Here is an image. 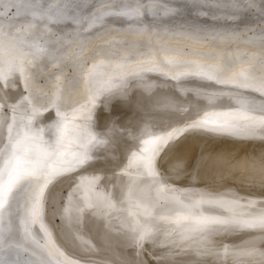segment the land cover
Here are the masks:
<instances>
[{"label":"snow or ice","instance_id":"6c2138e0","mask_svg":"<svg viewBox=\"0 0 264 264\" xmlns=\"http://www.w3.org/2000/svg\"><path fill=\"white\" fill-rule=\"evenodd\" d=\"M0 7L4 8L0 11V78L6 83L18 70L34 109L39 113L55 109L54 116L59 117L50 126L55 130L50 141L44 140L42 130H32L31 119L27 124L22 123L14 135L18 105L11 106L13 116L12 124L7 125L8 142L0 149V264H61L54 259V245L49 242V231L44 224L45 214L50 211L55 215L57 211L50 184L54 178L93 159L94 138H88L85 132L81 133L83 138L79 143H66L68 123L63 102L59 94L44 92L34 79L39 59L47 56L56 62L57 57L44 46L50 42L49 29L54 24L73 27L71 36L80 50L79 72L85 81L84 95L76 103L81 109H87L79 117L85 121L92 119L97 102L105 94L104 89L89 88L87 74L97 67L94 62L97 58H101V63L103 58L111 62L117 54V44L129 45L120 52L121 62L116 64L118 76H135L143 82L146 73L156 72L170 75L172 79L181 75L200 77L220 86L206 97L207 106L196 107L191 113L183 107L184 102L179 97L154 103L153 110L164 111L166 115L153 120L150 138L138 134L144 106L128 100L131 118L124 126L125 134L113 142H123L125 152L119 157L120 163L131 155L129 166L135 162L138 175L157 176L158 164L167 172L168 162L179 158L182 138L197 131L264 141V100L257 108L252 101L243 98L246 92H257L264 97V0H180L175 4L171 0H96L95 3L53 0L49 4L44 0H0ZM249 14L255 18V24L240 28V22ZM22 15L25 23L17 24ZM113 18L125 21L127 27L114 28L110 23ZM206 19L214 23L206 24ZM97 29L101 30L99 36ZM25 49L31 51L26 53ZM142 86L149 91L153 87L150 83H142ZM113 87L120 89L119 94L127 100L126 83ZM108 91L111 95V90ZM196 91L199 93V89ZM219 95L235 96L240 107L234 110L212 107ZM38 97L45 99L39 101ZM102 102L106 106L109 101ZM72 119L77 116L73 115ZM259 160L264 168V144ZM189 175L187 168L176 171V178ZM261 186L264 189V181ZM259 195L264 197V190ZM240 200L246 203L240 205ZM207 203L217 211L188 214L184 219L209 232L258 230V238L243 247L225 248L223 255L231 257V264H264V200L248 201L247 197L233 195L228 200ZM257 203L261 205L259 209H256ZM238 206L243 211L237 212ZM60 208L69 224L82 223V217L72 215L71 197L69 204H61ZM149 216L146 213L144 222L138 219L131 228L126 246L132 252L119 264H172L167 254L145 248V243L154 235L156 223L162 219L150 220ZM37 224L44 230L43 244L34 238L33 229ZM60 227L53 226L54 229ZM17 237L35 248L14 243ZM96 240V244H89L83 250L87 254L80 258L79 264H118L106 256L96 255L109 247L104 234H99ZM12 250H15V258L6 259L4 254ZM21 253L35 259H22Z\"/></svg>","mask_w":264,"mask_h":264},{"label":"bare ground","instance_id":"6f19581e","mask_svg":"<svg viewBox=\"0 0 264 264\" xmlns=\"http://www.w3.org/2000/svg\"><path fill=\"white\" fill-rule=\"evenodd\" d=\"M44 1H47V0H44ZM171 1H175V0H171ZM176 1H178V0H176ZM90 2H92V0H90ZM92 3H94V2H92ZM173 4H175V3L173 2ZM0 11H4V8L0 7ZM249 15H248V18H249ZM29 19H30V17H29ZM114 20L115 19H113V21ZM118 21H119V19H118ZM245 21H247V20L244 19V22ZM250 21H247V22H250ZM16 22H17V24H24L25 19H24L23 15L21 17H19ZM204 23L211 25L214 22L212 20H211V22L208 20H205ZM254 23H255V21H254ZM111 24L114 28H117V29L127 27L125 21H123V22H117L116 21L114 23L111 22ZM248 24L249 23H246V25H239V26H240V28H244L246 26H252L251 24L250 25H248ZM49 31L52 34L51 38H50V42L45 44L44 46L50 52H52L57 57V59H56L55 63H53L52 59L47 57V56L39 59L37 61L38 66L34 69V73H35L34 79H35L36 84L41 89H43L44 92L49 93V94H53V93L59 94L60 99L63 102V109L66 112L69 111V113H68L69 115H67V117H70V114H71L70 110L74 109L75 105L77 107L80 106L76 102L81 100L83 95H84V90L82 88H84L85 81L79 72V64H80L79 52H80V50L78 49L77 52L72 50L76 46V44L73 42V37L71 36V33L73 32V27L70 24H54L50 27ZM100 32H101V30H99V29L96 31L98 36H99ZM127 47H129V45H126V44L115 45V48L117 50V54L111 58V62H109L108 58H103L104 62L101 63L100 62L101 58H97L94 61L95 64L97 65V67L94 68L90 73L87 74L88 85L92 84V83H90V81L92 78L96 77L97 74L100 77L101 70L102 71L107 70L109 73L110 72H117L118 69L116 68V64L121 62L120 52H121V50H123L124 48H127ZM30 51H31L30 49H25L26 53L30 52ZM75 57H76V60H74V59L72 60V58H75ZM89 68L90 69L92 68L91 63L89 64ZM154 73H156V72H148L145 74V76H147L149 78L151 75L158 76V75L162 74V73H160V74H158V73L154 74ZM162 76L164 77L165 75L164 74L160 75V77H162ZM181 76H180V79L179 78L177 79V80H179L178 82L175 80L176 83L179 84V82L181 80ZM103 77H104V75H103ZM110 77H112V76H110ZM147 77H145V78L147 79ZM165 77H167V76H165ZM165 77H164V79H166ZM117 78L119 79V78H121V76L118 77V75H117ZM117 78L115 76V78L113 80L111 79L112 82L114 83V85L126 83L127 86H132V87L134 86V89H137L140 85L142 86V83H140L141 81H139V79L135 76H131V80L127 79L128 77L127 78L124 77V79H127L126 81L125 80L121 81L122 78L119 81V80H117ZM157 78L158 77H156V78L154 77V81L152 80L153 78L152 79H151V77L149 78L153 81V82L151 81V84L154 83L156 90H155V88H151V89H154L157 94L155 93L156 94L155 95L153 93L154 96L152 98L146 100V104L144 107L153 108V104L156 103L157 101H162L165 98H170L171 96L174 97V95H171V96H169V95L171 93L172 94L176 93L175 89H173V90L171 89L175 93L171 92L170 94L168 92L166 94L165 91H162L163 88L166 86V85L164 86L162 82H159V84L161 83L160 87H162V85H163V88L161 91L157 92L158 89H161L159 87H156L157 83H155V79L157 80ZM196 78H198V77H196ZM196 78H194V79H196ZM11 79H15L14 83L17 84V86L21 87L22 90H24L23 88L26 89V85L24 84L23 78H22V76L18 70L14 71ZM188 79H189V77H188ZM172 80L174 81V79H172ZM191 80H193V77ZM191 80H186L187 82L186 81L185 82L188 83ZM94 81H95V78L93 79V83H94ZM101 81H103V79ZM104 81L106 82L107 80H104ZM158 81H162V80H158ZM164 81H166V80H164ZM167 81H168V79H167ZM147 82H149L148 79L146 80V83ZM182 82H180V87H181V85H183ZM12 83H13V81H12ZM186 83H185V87H186ZM205 83H207V81ZM0 84L1 85L5 84V82L3 81L2 78H0ZM6 84H7V82H6ZM191 84H192V81H191ZM196 84L198 86H200L199 83H197V82L195 83V81L192 85V88L190 86L191 89L194 88L193 92L197 89L194 87V86H196ZM103 85L104 84H102V86ZM136 85H137V88L135 87ZM175 85H177V84H175ZM96 86L97 85H95V88H96ZM105 86H104V88H105ZM111 86H113V85H111ZM171 86H173V85H170V87ZM211 86L213 87V85H211ZM12 87H13V85H12ZM99 87H101V86H99ZM140 87L138 89H140ZM142 87H141V89L144 93L149 92L148 90L147 91L145 90L146 91L145 92ZM167 87H168V85H167ZM204 87H206V86H204ZM207 87H208V85H207ZM219 87H216V88L219 89ZM128 88H129V90L130 89L133 90V88H130V87H128ZM173 88H177V87L175 86ZM178 88H179V86H178ZM178 88H177V92H179ZM181 88H184V85ZM186 88H188V90H189L188 86ZM213 88H209V89H213ZM216 88H214V89L218 90ZM81 89L83 91H81ZM138 89H137V91L133 90L134 91V92H132L133 95H135V96L138 95V94H134V93L140 92V91H138ZM165 89H166V87H165ZM198 89H199V87H198ZM204 89H206V88H204ZM204 89H199V90H202L201 92H204ZM209 89L207 88L206 91ZM129 90H127V91H129ZM168 90H170V89H168ZM188 90H186V92H185L186 94H187ZM215 90H213V92ZM124 91H126V90H124ZM210 91L212 93V90H209L208 92L210 93ZM105 92H106V90H105ZM118 92H120V90L117 91L116 95L118 94ZM182 92H180L179 95L184 96L183 94H181ZM201 92L199 91L200 94H201ZM107 93H108V91H107ZM111 93H112V91H111ZM147 93L145 95L148 96V94L151 92H149L148 94ZM190 93L192 94V92H190ZM194 93L196 94V92H194ZM194 93L192 95L193 97H195ZM206 93L207 92H205L204 94H206ZM248 93H250V94H248L249 96L247 95L248 96V97H246L247 99L250 97L252 92H248ZM254 93H256V92H254ZM112 94L114 95V93H112ZM130 94H128V95H130ZM142 94H140L141 96L139 95V97H138L139 101H141L142 99L145 100L144 98H142ZM186 94H185V97L187 95L191 96V95H189V93L187 95ZM200 94H198V92H197V94H196V95H198L197 97H200ZM204 94L202 93V96H205ZM246 94H247V92H246ZM116 95L114 98H116ZM133 95L132 96L130 95L131 97L127 96V98L129 97L132 99ZM151 95H152V93H151ZM253 95H256V94H253ZM105 96H106V94H105ZM230 96L234 97L233 95H230ZM120 97H119V99H120ZM197 97H195L193 99H197ZM219 97L222 99V97L220 95H219ZM228 97H229V95L226 98H228ZM243 97H245V96H243ZM257 97H259V95ZM223 98H224V96H223ZM252 98H253V96L251 98H249L250 101L252 100ZM260 98H257V99H260V100L264 99L261 96H260ZM44 99H45L44 97H38L39 101H43ZM103 99H107V98L105 97ZM109 99H111V98H109ZM183 99L184 98H182V100ZM199 99H201V97L198 98L197 100L199 101ZM23 100H26L25 96H24ZM123 100L125 101L126 99H123ZM187 100L190 101V100H192V98L187 99ZM204 100H205V97H204L203 101ZM219 100L220 99H218V101ZM112 101H113V104L117 105L116 101H115L116 103H114L113 99H112ZM139 101H137V102H139ZM189 101H186V102L188 103ZM195 101H194V103H195ZM109 102H111V101H109ZM120 102H121V100H120ZM191 102H189V103H191ZM225 102H226V100H225ZM7 103H8V101H7ZM22 103H23V105L27 104L26 101H22ZM122 103L119 104L120 107L123 105ZM219 103H220V101H219ZM200 104H201V101H200ZM30 105H31V107H30ZM99 105L101 108V103H99ZM99 105H97L96 107H98L97 111L100 112ZM102 105H104V103ZM109 105H111V104H109ZM125 105L126 104H124V106ZM194 105H196V104H193V106ZM237 105H239V104H237ZM106 106L104 105V108ZM183 106H184V104H183ZM29 107L30 108H29V112L27 115H29L30 113H33L31 115L32 117H33V115H37V116L41 117L42 120L44 119L45 123L47 121V118L50 115H53V113L55 112V109H52V111L39 113L34 109V106L31 102L29 103ZM109 107H108V109H109ZM111 107L114 109L115 106L112 105ZM111 107H110L109 111H111V109H112ZM120 107H118V108H120ZM126 107H128V104L126 105ZM185 107H187L186 104H185ZM116 108H117V106H116ZM218 108H219V105H218L217 109ZM120 109L122 110L123 108H120ZM187 109H188V107H187ZM101 110H102V108H101ZM192 110H193V108H192ZM192 110H190V111H192ZM82 111H84V109H82ZM97 111H96V113H98ZM103 111L105 112V109ZM124 111L126 113L125 109H124ZM0 112H2V111H0ZM121 112H123V111H121ZM18 113H19V111H18ZM100 113H102V112H100ZM113 113L110 115H115ZM127 113H129V112H127ZM104 114L105 113H103V115ZM149 114H151V112H149ZM71 116H73V113ZM107 117L108 116L106 115L105 120H107ZM109 117H108V119H109ZM22 118H24V117H22ZM113 118H115V117H113ZM113 118H111V119L115 120ZM8 119H10V118L7 117V119H5V121H0L1 124L7 125L9 122ZM35 119H36V117H35ZM70 119H69V121H70ZM98 119H99V117H98ZM95 120H92V121L94 122ZM100 120L101 119H99V121ZM105 120H104V122H105ZM112 120H111V122H113ZM122 120H123V118H122ZM128 120L126 121L127 125L129 123ZM44 121H41V126H42V122H44ZM83 121H85V120H83ZM99 121H96V122L98 123ZM90 122H91V120H90ZM104 122H100V124L98 123L99 125H97L96 129L93 128V129H95L93 131V135L100 136L103 133H105L103 131L108 130L106 125L110 121L107 123L106 122L104 123ZM116 122L118 123L119 121H116ZM23 123H25V122L23 121ZM35 124L40 126V122H36ZM81 124L82 123H80V125ZM94 124H95V122H94ZM123 124H125V123H123ZM120 125L121 124H119L117 126L118 130H119V128L122 127V126L120 127ZM85 126L88 127L89 125L84 124L83 127H81L80 129H76L77 134H78V132L81 133L82 131H83V133H85L86 130H83ZM89 127H91V125ZM95 127H96V124H95ZM35 128H37V130L40 129L37 126ZM143 128H144V123L142 120L139 123V132H142ZM43 129H46V128H43ZM68 129H71V128H69V126H68ZM110 129H112V127ZM71 130L72 131L74 130V132H75V129H71ZM78 130H80V131L82 130V131L80 132ZM5 131H7V129ZM35 131H36V129H35ZM114 131H116V130H114ZM119 131L121 133H125L124 127H122V130H119ZM74 132H73V134L76 133V132L75 133ZM101 132H103V133H101ZM49 133H47V134L49 135ZM206 133H208V131H197V132L188 134L186 138H182V143H181L179 153H178L179 158L172 159L168 162L167 172L166 173L164 172V178L162 176V178H160V179L159 178H151V179L144 180V181L143 180H137L136 178H137V174H138V169L135 165V162H132V165L129 166V161H132L131 155H127L125 153L127 155V159L124 161L123 164H121L119 157L125 151L118 153L116 158H114L110 164L112 166H115L117 169L121 168L122 171L132 174L133 179L131 178L130 180H128V182H123V183H122V181L117 182L118 183V184L116 183L117 185H114V184H108L107 185L106 182L102 181V180H88V181H86V183L83 184L82 188L80 189L78 196H76L75 198H73V200H71V207L73 209L72 215L74 217L75 216L82 217V223L69 224L68 220L62 215V209L60 208V205L59 206L56 205L57 211H56L55 215H53L52 212H50V211L45 214V216H44L45 227L48 229L49 232H51L52 230L54 231L53 225H55V224H53L54 221H52V220H53V218H60L61 219L60 226L64 230H67L69 228V226H71V229L75 232V235H74L75 237L70 239L74 243L72 244V242H70V240L69 241L65 240L66 237H64L65 239L63 238L64 241L62 239H60L61 237H58V239H56L57 236L55 237V234H52V235H54L53 239L59 240L57 242H60L62 240L61 241L62 243L60 242L59 244L63 245V248H65L64 244L70 242V246H73V249L74 248L77 249V248L81 247L80 249H82V251L85 248H87L89 244H93V245L96 244L97 243L96 237L99 234H104L107 238L109 247L106 251H103V252L98 251L96 253V255L97 256L109 255L110 260L116 261V262H118V264H119V262H123L125 259L130 257L132 249L126 246L127 235L129 234L131 228L135 225L136 220L140 219L142 222H144V216L146 213L150 214V216H149L150 220L157 218V217L162 218L158 221V223H156V230L154 232L153 237L150 238L145 243V248L148 249L149 251H151V250H153V248H155L156 252L165 253L168 255V257H170L172 254H177V252H179L181 258L182 257L185 258L186 255L191 254V252H193L194 250L197 249V251H198V248H200V249L204 248L205 249V247L208 246L207 244H210V245L212 244V246H214L213 251H217L218 250V244L221 243L222 238L226 239L225 242H227V248L229 250H232V249L237 248V247L246 246L250 240H252L253 238H258L260 236V233L258 230L237 229V231H236L234 229L235 231H233V229H232L231 231H225V232H227L225 234L223 232V235H222L221 234L222 230H214L211 232L205 231V230L199 229L191 221L184 219V216L188 215V214L199 215L201 212H203L204 214L216 212L217 210L214 208H211L209 206V204L207 203V201L228 200V199H231L233 195L241 197V195L243 196V193H244V195L248 194L246 197H248L250 194H253V196H254L256 194L259 195V193L263 190L261 185H262V181H264V168L261 167L260 160H259V157L261 154V146H256V145L255 146H248L247 149L245 150L244 149L245 145H242V144H229V143L220 142L219 140L215 141L214 143H210L207 140H205V138H207V137H205ZM115 134H117V133H115ZM141 134H143V133H141ZM53 135H54V133H53ZM79 135H81V134H79ZM0 137H2V136H0ZM45 137H47V136H45ZM73 137H75V135ZM3 138L6 140L7 135H6V137H3ZM70 138H72V137H70ZM76 138H78V137L76 136ZM66 139H67V137H66ZM98 140H99V138H98ZM1 141H3V139L0 140V143H1ZM45 141H47V140H45ZM95 142H97V141H95ZM73 143H75V141H73ZM112 143H113V141H111V145H112ZM111 145H109V146H111ZM1 147L3 148V145L1 146V144H0V148ZM93 148L95 150L96 146H94ZM133 151H135V150H133ZM119 152H120V150H119ZM89 163H91V162H89ZM88 164H86L82 167H79L76 170H83ZM157 167H158V171H159L160 170L159 164L157 165ZM182 168H187V170L191 173V175L181 176L179 178H176V171L178 169H182ZM115 171H117V170H115ZM160 171H159V173H160ZM161 173H163V170L161 171ZM112 174H114V173H112ZM103 175H106V174L103 173ZM169 177H171V178H169ZM74 182H76V181H74ZM72 184L70 183L67 186V190L70 189V186ZM57 186L58 185H56V183L50 184L49 190L53 191V194H52L53 198L56 195V192L58 190ZM64 186H65V184L61 185V187H64ZM257 191H260V192H257ZM240 193H242V194H240ZM245 193H247V194H245ZM68 204H69V202H68ZM239 204L243 205V204H245V202H242L240 200ZM89 205H92V207H89ZM256 206H257V204H256ZM259 207L260 206H258L256 208H259ZM80 209H85V210L89 211V213H91L93 215L92 218H94V219H92L90 217L89 213H85L86 211L83 210V211H85L84 212L85 214H89V217L91 220H88L89 219L88 215H85L84 213H81V214H83V215H81L80 211H79ZM236 211L240 212V211H243V209L238 206L236 208ZM55 220H57V219H55ZM89 221H90V223H89ZM57 222L59 224V221H57ZM85 223H87V224L85 225ZM37 225H38L37 226L38 229H36V227H35V229H33V231H35L34 232L35 234H36V232L38 233V235L42 234V237H43L44 236L43 235L44 230L41 229V226L39 224H37ZM6 228H7V225H5V229ZM71 229H69L68 231H70ZM59 230H57V232ZM81 231H84L83 236L80 234ZM57 232H55V233H57ZM5 234H7L6 231H5ZM50 234L51 233H49V236H50ZM57 234H59V236H60V233H57ZM52 235L50 237H52ZM35 236H34V238H35ZM38 237H39V239L42 238L40 236H38ZM50 237H49V239H50ZM35 239L38 240L37 237ZM41 240H38V241H41ZM22 241H24V240L17 237V239L14 241V243L21 244ZM51 241H53L52 238H51ZM51 241H49V242L51 243ZM42 242L44 243L45 240H42ZM55 242L56 241H54V243ZM24 243L29 245L30 248H35V245H33V244H29L26 241H24ZM55 244H58V243H55ZM59 244L57 245V247H55L56 245L54 246L55 248H57L55 250L56 252L59 251L58 250ZM204 245H206V246H204ZM67 246H69V245H67ZM60 247L61 246H59V248ZM63 248H62V250H63ZM67 249H64L65 252ZM36 250L39 251L40 249H36ZM59 253H61V252L59 251L58 253L55 254V256L57 258L54 256L55 257L54 259H58L61 262V264H69V263L70 264L71 263L76 264V263H73V261L75 259L72 260V262H70L71 260H69V262H65L67 259L65 260V258L63 259L62 257L58 258V257H60V256H57V254H59ZM67 253L69 254V256L72 254V253L70 254L69 251ZM73 253H74V250H73ZM61 254H63V253H61ZM4 255H5L6 259H14L15 258V250L7 252ZM72 255H74V254H72ZM79 255H81V254H78V256ZM62 256L66 257L67 255L64 254ZM28 258L29 259H35L34 257L30 256L29 254H28ZM73 258H75V256ZM77 258H79L78 260L80 261V257L76 256V259ZM148 258H150V257H148ZM61 259L65 260V261H63Z\"/></svg>","mask_w":264,"mask_h":264},{"label":"rangeland","instance_id":"374dc122","mask_svg":"<svg viewBox=\"0 0 264 264\" xmlns=\"http://www.w3.org/2000/svg\"><path fill=\"white\" fill-rule=\"evenodd\" d=\"M180 0H178V1H171V3H178ZM53 2V0H47V1H44V3L45 4H48V3H52ZM92 2H96V0H92ZM251 15V14H250ZM249 15V18H248V16H246L244 19L245 20H247V21H250V22H247V21H243V22H240V25H246V23H249L248 25H253V24H255L254 23V21H255V18L251 15L250 16ZM251 18V19H250ZM254 18V19H253ZM113 19H115L114 21H113ZM112 20H111V22L112 23H114V22H123V20L121 21V19H119V21H118V19H116V18H113ZM253 20V21H252ZM110 22V23H111ZM242 23V24H241ZM253 23V24H252ZM98 30V29H97ZM96 30V31H97ZM79 48L77 47V45L72 49V50H74L75 52H77V50H78ZM76 60V57L75 58H72V60ZM104 71V72H103ZM101 70V75H100V77L98 76V74L96 75V77H94L95 78V81H94V83H93V79L94 78H92L91 79V81H90V83H92L91 85L89 84L88 86H89V88H95V85H97L96 86V88L98 87V89H104V90H106V92H105V94H106V96H105V94H104V96L108 99V101H111V102H109V103H107V106L104 108V105H102L103 103H102V101L104 100L103 98H105L104 96L102 97V100L99 102H97V105H99V103H101V108H102V110H101V108H100V105H99V108H100V112H102V113H100L99 111H97L98 109V107H96L95 108V110H94V115H93V117H92V119H91V122H90V120L89 121H83V119H80L79 117V115H81V113L82 112H86L87 110L86 109H84V111H82V109H81V107L79 108V107H77L76 105L74 106V109H72V110H70L71 111V114H70V117H67V115H69L68 113H69V111H65L64 109V115L66 116V118H68L67 119V122H68V126H69V128H71V129H75V132H74V130L72 131L71 129H68L67 130V132H66V137H67V141H66V143L67 142H71L72 141V143H73V141H75V143H73V145L74 144H76V143H79L80 142V140L83 138L82 137V135H79V134H81V133H83V131L81 132L80 130H78V131H80L81 133H79L78 132V134H77V130L76 129H80L81 127H83V125L85 124V125H91V127H87V126H85L84 127V129L83 130H86V133H87V135H88V138H94V140H93V143L95 144H93L92 145V147H94V146H96V148H95V150H93L92 151V155H93V159L90 161L91 163H89L83 170H72V171H69V172H67V173H64V174H62V175H60L59 177H56V178H54V180H53V182L52 183H56V185H58L57 187H58V190H57V192H56V195L54 196V198H53V202L56 204V205H61V204H63V205H67L68 204V202H69V197H71V200H73V198H75L76 196H78V194H79V192H80V189L82 188V186H83V184H85L86 183V181H88V180H102V181H105L106 182V184L108 185V184H114V185H117L118 183L117 182H120V181H122V183L123 182H128V180H130L131 178H132V174H130V173H128V172H124V171H122V169L120 168H116L115 166H112L110 163H111V161L114 159V158H116V156L118 155V153H121V152H124L125 151V145L123 144V142L121 141V142H119V143H112V145H111V141H115V140H119V138L120 137H122V135H124L125 133H121L119 130H122V127H124V125L126 124V121L131 117V113L129 112V106L128 107H126V105L128 104L127 102H128V100H132V101H139V95L140 94H142V98H144L145 100H143L142 98V100L141 101H139V103H142V105L143 106H145V104H146V100H148V99H150V98H152L153 96H154V94L156 93V88H155V85H154V83H152L153 84V87L152 88H155V90L154 89H151V91H149V92H151L152 93V95H151V93H147L146 91V89H144V87H142L141 85V87L143 88V90L148 94V96L147 95H145L146 93H144L143 91H142V89H141V87H140V89H138L137 88V85L135 86L137 89H138V91H140V92H137V93H134V94H138V95H133V93L132 92H134L133 90H135V91H137V89H134V86L132 87V86H127V88L128 87H130V88H133V90H129V88L127 89H124V90H126V92L128 93V94H130L131 96L133 95V97H132V99L131 98H129V97H131L130 95H128L127 94V96H129L128 98H127V100H123V99H125L124 97L122 98V96L121 95H119V93L120 92H118V94L116 95V93H117V91H119L120 89H114V83L112 82V80L115 78V76H116V78H117V75H116V73L118 72H108L107 70ZM103 73V74H102ZM115 73V74H114ZM154 74H156V73H154ZM158 74H160V73H158ZM163 74V73H162ZM162 74H160V75H162ZM103 75H104V77H103ZM108 75V76H107ZM114 75V76H113ZM160 75H158V76H156V75H151L150 77H151V79L154 81V77L156 78V77H158L157 78V80L155 79V83H157V85H156V87H159V88H161V89H158L157 90V92L158 91H161L162 90V88H163V85L166 87V89H165V87L163 88V90L162 91H165V93L167 94V92L170 94L171 92H173V93H175L176 95L178 94L179 95V93L180 92H182L181 94H183L184 96H181V95H177L181 100H182V98H184L182 101L184 102H186V101H189V100H187V99H191L192 98V100H190L189 102H191V103H185L184 102V106L183 107H185V104H186V106L188 107V112L189 113H191L193 110H194V108H196V107H200V106H207L208 105V101H206L207 99H206V96H208L210 93H211V91H210V93L208 92L209 90H212V92H213V90H215L214 88H216V87H219L218 85H215L214 83H212V82H210V81H207V80H205V79H203V78H196V77H193V80H191L192 79V77H189V79H188V77L186 76H181V80H180V82H182L183 83V85H184V88H181L183 85H181V87H180V82H179V84L178 83H176L175 82V80L178 82L179 80H177V79H174V81L172 80V78L171 77H169L170 75H166V74H164L165 76H167V77H165L166 79H164V77L162 76V77H160ZM95 76V75H94ZM110 76H112V77H110ZM102 77V78H101ZM106 77V78H105ZM114 77V78H113ZM118 77H120V76H118ZM130 77V78H129ZM145 77H147V76H145ZM149 77V78H150ZM185 77V78H184ZM122 78V79H121ZM121 78H117V80H119L120 81V79H121V81H123V80H127V79H130L131 80V76H128V78L127 77H125V78H127V79H124V77H122L121 76ZM148 77H147V79H148V81L149 82H147V83H150L151 84V79H149ZM183 78V79H182ZM194 78H196V79H194ZM103 79V81H101ZM112 79V80H111ZM146 79V78H145ZM146 79V80H147ZM167 79H168V81H167ZM179 79H180V76H179ZM203 79V80H202ZM14 80L15 79H9V80H7V84L5 83L4 85H1L0 84V105H2L3 107L0 109V111H2V112H0V121H5V119H7V117L8 118H10V119H8L9 120V122H8V124L7 125H9V124H12V116H13V112H12V108H11V106H13V105H18V108H17V111H16V113H15V115H16V117H18L17 118V123H16V127L14 128V135H15V131H19L20 130V125L23 123V121L25 122V123H23V124H27L26 122H28L27 120H29V119H31V121H32V124L30 125V127L32 128V130H34L35 131V129H36V131H39V130H42V132H41V134L43 135V137L45 138L44 140H47V141H50V138L53 136V133H54V128L53 127H50L51 125H53L54 124V121H56V120H58L59 119V117H56V116H54V113H53V115H50L48 118H47V121L49 122H47L46 121V123H45V121H44V119L42 120L41 119V117H39V116H37V115H33V117L31 116L33 113H30L29 115H27L28 114V112H29V108L31 107V105H30V107H29V103L31 102L29 99H28V93L25 91V88H23L24 90H22V88L21 87H19V86H17V84H15L14 83ZM104 80H107L106 82L104 81ZM116 80V81H117ZM129 80V81H130ZM146 80L145 81H143L144 83H146ZM158 80H162V81H158ZM164 80H166V81H164ZM186 80H191L192 81V84H191V81H189L188 83H186L187 81ZM201 80V81H200ZM12 81H13V83H12ZM101 81V82H100ZM118 81V82H119ZM140 81V80H139ZM152 81V82H153ZM173 81V82H172ZM186 81V82H185ZM194 81H195V83L197 82V83H199V85L201 86H198L197 84H196V86H194L195 88H197L198 89V87H199V89H204V88H213V89H209V90H207L206 91V89H204V92H201L202 90H199L200 92H201V94L200 93H198V94H200V97H201V99H199V101L197 100L198 98H200V97H197L198 95H196L197 94V91L195 90L194 92H196V94L193 92V90H194V88L193 89H191L192 88V85H193V83H194ZM207 81V83H205ZM97 82V83H96ZM105 82V83H104ZM112 82V83H111ZM143 82H140V83H143ZM159 82H162L163 83V85H162V87H160V85H161V83L159 84ZM165 82V83H164ZM100 83V84H99ZM171 83V84H170ZM185 83H186V87L188 86L189 87V90H188V88H186L185 87ZM203 83V84H202ZM99 84V85H98ZM102 84H104L103 86H102ZM173 85V86H171L170 87V85ZM175 84H177L178 86H179V88H178V86L177 85H175ZM191 84V85H190ZM12 85H13V87H12ZM94 85V86H93ZM106 85V86H105ZM111 85H113V86H111ZM167 85H168V87H167ZM195 85V84H194ZM207 85H208V87H207ZM211 85H213V87L211 86ZM99 86H101V87H99ZM104 86H105V88H104ZM109 86V87H108ZM177 87L178 88V91L179 92H177V88H173V87ZM190 86H191V88H190ZM204 86H206V87H204ZM216 86V87H215ZM19 87V88H18ZM3 88V89H2ZM11 88V89H10ZM21 88V89H20ZM82 88V87H81ZM107 88V89H106ZM113 88V89H112ZM170 89V90H168V89ZM181 88V89H180ZM186 88V90H188L187 91V94L189 93V95H193V93L195 94V97H197V99H193V98H195V97H191V96H188L185 92H186V90H184ZM83 90H84V88H82ZM81 89V91H83ZM111 90L112 91V93H114V95L113 94H111V95H109V91L108 90ZM165 89V90H164ZM173 89H175V92L174 91H172ZM181 91H180V90ZM183 89V90H182ZM216 89H218V88H216ZM219 89H220V87H219ZM218 89V90H219ZM127 90H129V91H127ZM3 91V92H2ZM14 91V92H13ZM107 91H108V93H107ZM116 91V92H115ZM131 91V92H130ZM215 91H217V90H215ZM214 91V92H215ZM18 92V93H17ZM142 92V93H141ZM190 92H192V94L190 93ZM205 92H207L206 94H204ZM11 93V94H10ZM154 93V94H153ZM202 93L205 95V96H202ZM2 94V95H1ZM157 94V93H156ZM155 94V95H156ZM175 94H170L169 96H171V95H174V97H177ZM185 94L188 96H186L185 97ZM245 94V95H244ZM243 94V96H245V97H243V98H246V97H248L249 95L248 94H250V93H248L247 92V94L246 93H244ZM253 94H256V95H253ZM109 95V96H108ZM115 95H116V98H114L115 97ZM150 95V96H149ZM248 95V96H247ZM259 94L256 92V93H254V92H252V94L250 95V97L249 98H251L252 96H253V98H252V104L254 105V106H256L257 108L259 107V103H260V95H259V97H257ZM24 96H25V99L26 100H23L24 99ZM108 96V97H107ZM112 96V97H111ZM118 96V97H117ZM121 96V97H120ZM141 96V95H140ZM146 98H145V97ZM221 97H222V99L219 97H217L216 98V101H215V104L212 106V107H214V108H216L217 109V107H218V105H219V108H218V110H228V109H236V108H239L240 107V105H237L238 103H237V98L234 96V97H232V96H230L229 95V97L228 98H226L228 95H220ZM223 96H224V98H223ZM23 97V98H22ZM119 97H120V99H119ZM135 97V98H134ZM149 97V98H148ZM172 97V96H171ZM170 97V98H171ZM204 97H205V100L203 101V99H204ZM109 98H111V99H109ZM137 98V99H136ZM230 98V99H229ZM234 98V99H233ZM248 98V99H249ZM257 98H260V99H257ZM264 98V97H263ZM15 99V100H14ZM18 99V100H17ZM20 99V100H19ZM112 99L114 100V103H116L117 105H115V104H113V101H112ZM119 99V100H118ZM135 99V100H134ZM218 99H220L219 101H220V103H219V101H218ZM228 99V100H227ZM233 99V100H232ZM247 99V98H246ZM118 100V101H117ZM120 100H121V102H120ZM123 100V101H122ZM196 100V101H195ZM225 100H226V102H225ZM250 100V99H249ZM262 100H264V99H262ZM7 101H8V103H7ZM21 101V102H20ZM22 101H26L27 102V104H25V105H23V103H22ZM116 101V102H115ZM194 101H195V103H194ZM200 101H201V104H200ZM203 101V102H202ZM206 101V102H205ZM258 101V102H257ZM122 103L123 105V107L121 106L120 107V103ZM126 102V103H125ZM218 102V103H217ZM222 102V103H221ZM229 102V103H228ZM231 102V103H230ZM203 103V104H202ZM227 103V104H226ZM109 104H111V105H109ZM124 104H126L125 106H124ZM192 104V105H191ZM193 104H196V105H194L193 106ZM207 104V105H206ZM221 104V105H220ZM111 107L112 105L113 106H115L114 107V109L112 110L111 109V111H109V109H110V107ZM20 106V107H19ZM116 106H117V108H116ZM193 106V107H192ZM91 107V106H90ZM108 107H109V109H108ZM118 107H120V108H123L122 110L120 109V108H118ZM186 107V108H187ZM227 107V108H226ZM229 107V108H228ZM232 107V108H231ZM20 108V109H19ZM79 108V109H78ZM105 109V112L103 111L104 109ZM107 108V109H106ZM116 108V109H115ZM127 108V109H126ZM192 108H193V110H192ZM221 108V109H220ZM119 111H118V110ZM124 109L126 110V113L127 112H129V115H125V111H124ZM123 111V112H121V111ZM128 110V111H127ZM146 110V111H145ZM190 110H192V111H190ZM6 111V112H5ZM18 111H19V113H18ZM75 113H74V112ZM96 111L98 112V113H96ZM109 111V112H108ZM114 113H113V112ZM151 112V114H149V112ZM81 112V113H80ZM72 113H73V115H76L78 118H77V120L75 119V120H73L72 119V117L73 116H71L72 115ZM100 113V114H99ZM103 113H105L104 115H103ZM115 114V115H110V114ZM20 114V115H19ZM23 114V115H22ZM79 114V115H78ZM98 114V115H97ZM109 114V115H108ZM119 114V115H118ZM121 114V115H120ZM155 114V115H154ZM106 115L109 117H111V118H113V117H115V118H113V119H115V120H112L110 117H109V119H108V117H107V120H105L106 119ZM154 115V116H153ZM166 114H165V112L164 111H154L153 110V108H148V107H144V111L143 112H141L140 113V116H143L144 117V119H143V123H144V128H143V131L142 132H139L138 134L139 135H143L145 138H150L149 137V135L148 134H150L153 130H152V127H151V125H152V122H153V120L154 119H156V120H159V119H162L164 116H165ZM24 117V118H22V117ZM31 116V117H30ZM54 116V117H53ZM96 116V117H95ZM113 116V117H112ZM35 117H36V119H35ZM98 117H99V119H101L100 121H99V119H98ZM125 117V118H124ZM150 117V118H149ZM27 118V119H26ZM71 118V119H70ZM94 118V119H93ZM122 118H123V120H122ZM147 118V119H146ZM19 119V120H18ZM69 119H70V121H69ZM96 119V120H95ZM114 122H111V120ZM126 119V120H125ZM139 119V118H138ZM52 120V121H51ZM92 120H95L94 122H95V124H96V127H95V124H94V122L92 121ZM104 120H105V122L107 123V122H109V123H107V125H106V127H107V129L108 130H105V131H103V132H105V133H103V132H101V133H103L102 135H100V136H96V135H93V131L97 128V125H99L100 124V122H104ZM130 120V119H129ZM128 120V121H129ZM41 121H44V122H42V126H41ZM80 121V122H79ZM96 121H99L98 123L96 122ZM116 121H119L118 123L116 122ZM36 122H40V126L39 125H37V124H35ZM51 122V123H50ZM74 122V123H73ZM85 122V123H84ZM93 122V123H92ZM104 122V123H105ZM80 123H82L81 125H80ZM88 123V124H87ZM91 123V124H90ZM123 123H125V124H123ZM0 124H1V122H0ZM47 124V125H46ZM93 124V125H92ZM116 124V125H115ZM119 124H121L120 125V127L121 128H119V130H118V125ZM7 125H0V136H2V137H0L1 139H3V141H1V146L3 145V147H4V145L5 144H7V138H6V140L3 138V137H6V135L8 136V132L7 131H5L6 129H7ZM78 125V126H77ZM127 125V124H126ZM125 125V126H126ZM6 126V127H5ZM38 127V128H40V129H38L37 130V128H35V127ZM46 126V127H45ZM115 126V127H114ZM4 127V128H3ZM46 128V129H43V128ZM78 127V128H77ZM112 127V129H110ZM6 128V129H5ZM52 128V129H51ZM88 128V129H87ZM90 128V129H89ZM93 128H95V129H93ZM2 129V130H1ZM114 130H116V131H114ZM3 131V132H2ZM2 132V133H1ZM5 132V133H4ZM50 132V133H49ZM72 132V133H71ZM73 132L75 133V134H73ZM113 132V133H112ZM47 133H49V135L47 134ZM115 133H117V134H115ZM141 133H143V134H141ZM6 134V135H5ZM4 135V136H3ZM70 135V136H69ZM72 135V136H71ZM75 135V137H73ZM45 136H47V137H45ZM76 136L79 138H76ZM70 137H72V138H70ZM82 137V138H81ZM97 137V138H96ZM205 137H207V138H205V140H207L208 142H210V143H214L215 141H220V142H224V143H229V144H242V145H245L244 147V149L246 150L247 149V147L248 146H261L262 144H264V141H260V140H257V139H252V138H246V137H242V136H225V135H219V134H217V133H214V132H211V131H208V133H206V136ZM98 138H99V140H98ZM101 138V139H100ZM114 138V139H113ZM0 139V140H1ZM72 139V140H71ZM74 139V140H73ZM5 140V141H4ZM110 140V141H109ZM95 141H97V142H95ZM99 141H105V143L104 144H100L99 143ZM109 145H111V146H109ZM99 147V148H98ZM102 147V148H101ZM2 148V147H1ZM0 148V149H1ZM3 149V148H2ZM94 149V148H93ZM100 149V150H99ZM71 150V149H70ZM119 150H120V152H119ZM101 151V152H100ZM96 152V153H95ZM99 152V153H98ZM100 155V156H99ZM96 156V157H95ZM105 156V157H104ZM115 170H117V171H115ZM163 170V173H161V171ZM160 173H159V171H158V167H157V171H158V175L157 176H155V177H151V178H162V176H163V178H164V169H162V168H160ZM106 172V173H105ZM116 172V173H115ZM92 173V174H91ZM101 173V174H100ZM103 173L104 174H106V175H103ZM111 173V174H110ZM112 173H114V174H112ZM166 173V172H165ZM110 174V175H109ZM163 174V175H162ZM83 175V176H82ZM92 175V176H91ZM94 175V176H93ZM100 175V176H99ZM90 176V177H89ZM166 176V175H165ZM84 177V178H83ZM82 178V179H81ZM151 178H147V177H144V176H140V175H138L137 174V180H148V179H151ZM133 179V178H132ZM78 180V181H77ZM74 181H76V182H74ZM72 184L71 186H70V189H68L67 190V186L69 185V184ZM117 183V184H116ZM65 184V186L64 187H61V185H64ZM264 190V189H263ZM51 191V190H50ZM261 191V190H260ZM260 191H257V192H260ZM52 192V194H53V191H51ZM240 194H242V193H240ZM245 194H247V193H245ZM255 194V193H254ZM248 195V194H247ZM247 195H244V193H243V196L244 197H246ZM242 195H241V197H243ZM250 196V197H249ZM248 197H247V200L248 201H260V200H264V197H261L260 195H258V194H256V195H254L253 196V194H250ZM61 197V198H60ZM59 200V201H58ZM242 202H245L246 203V201H244V200H241ZM258 206H260L261 207V205L259 204V203H257V206L256 207H258ZM259 207V208H260ZM259 208H256V209H259ZM83 210H85V209H83ZM86 211V212H85ZM85 211H83V212H80V214L81 213H89V211H87V210H85ZM84 213V214H85ZM90 214V217L92 218V214L91 213H89ZM89 214H85V215H88V217H89ZM81 215H83V214H81ZM90 217H89V219L88 220H91L90 219ZM55 219H57V220H55ZM92 219H94V218H92ZM52 221H54V223L53 224H55V225H57L58 224V222L57 221H59V224L58 225H60V223H61V219L60 218H53V220ZM56 221V222H55ZM92 222V221H91ZM89 223H90V221H89ZM87 223H85V225H86ZM84 225V226H85ZM38 225H36V229H38V227H37ZM54 226V225H53ZM60 229V230H59ZM69 229H71V226H69V228L67 229V230H64L62 227H60V228H57L56 230L54 229V231L55 232H57V230H59L57 233H60V236H59V234H57V233H55L53 230L51 231V232H49V233H51L50 234V236L52 235V234H55V237L57 236V238L56 239H58V237H61L60 239H62L63 241H64V237H66V239L65 240H67V241H69L70 239H72V238H74L75 236V232L71 229L70 231H68ZM232 229H229V230H227V231H231ZM236 231H237V229H235ZM234 229H233V231H235ZM62 231V232H61ZM33 232H35V231H33ZM54 232V233H53ZM223 232H224V234L225 233H227V232H225V231H223L222 230V235H223ZM35 234V233H34ZM57 234V235H56ZM80 234L83 236V234H84V231H81L80 232ZM36 235V236H35ZM34 236H35V238L37 237V239L38 240H41V238L39 239V237L38 236H40V237H42V234H39L38 235V233L36 232V234H35ZM38 235V236H37ZM44 235V234H43ZM49 236V237H50ZM241 237V236H240ZM51 238H52V240L53 241H51ZM54 238V235H52V237H50V239H49V241H51V243L50 244H52V245H56L55 247H57V245L62 241H60V242H57V241H59V240H56V239H53ZM64 238V239H63ZM242 238V237H241ZM36 240V239H35ZM37 240V241H38ZM43 240V239H42ZM42 240L41 241H39L41 244H43V242H42ZM225 240L226 239H224V238H222V241H221V243L220 244H218V250L217 251H213V247L214 246H212V244L210 245V244H207L208 246L207 247H205V249L204 248H202V249H200V248H198V251H197V249L196 250H194L193 252H191V254H189V255H186V257L185 258H181V256H180V254H179V252H177V254H172L170 257H168V259L172 262V264H231V257L230 256H228V257H225L224 255H223V251H224V249L225 248H227V242H225ZM54 241H56L55 243H58V244H55L54 243ZM70 242H72V244L74 243L72 240H70ZM70 242H68V243H66V244H64L65 245V248H63V245H60L59 244V246H61L60 248H59V246H58V250L61 252V253H63V254H61V253H59V254H57V256H60V257H58V258H65V260H63V259H61V260H63V261H65V262H69V260H71L70 262H72V260H74L73 261V263H76V264H79V258H77L76 259V256L77 257H82L83 255H86V253L84 252V251H82V249H80L81 247H79V248H74L73 249V246H70ZM24 243V241H22L21 242V244H23ZM45 243V242H44ZM62 243V242H61ZM24 244H26V243H24ZM27 245V244H26ZM67 245H69V246H67ZM28 247H29V245H27ZM204 246H206V245H204ZM203 246V247H204ZM54 247V248H55ZM30 248V247H29ZM62 248H63V250L64 249H67L66 250V252H65V250L63 251L62 250ZM210 248V249H209ZM31 249V248H30ZM57 248H55V250H56ZM62 251H61V250ZM72 249V250H71ZM57 250V251H58ZM71 250V251H70ZM73 250H74V253H73ZM76 250V251H75ZM202 250V251H201ZM58 251V252H59ZM70 252V254L72 253V254H74V255H70L69 256V254L67 253V252ZM58 252H56L55 251V254L56 253H58ZM67 253V254H66ZM76 253V254H75ZM81 254V255H79L78 256V254ZM61 254V255H60ZM67 255L66 257H63L62 255ZM55 256V255H54ZM69 256V257H68ZM75 256V258H73ZM106 257H108L109 259H110V257H109V255H105ZM21 257L23 258V259H29L28 258V254L27 253H21ZM56 257V256H55ZM54 257V258H55ZM71 257V258H70ZM57 258V257H56ZM70 264V263H69ZM72 264V263H71Z\"/></svg>","mask_w":264,"mask_h":264},{"label":"water","instance_id":"95a60500","mask_svg":"<svg viewBox=\"0 0 264 264\" xmlns=\"http://www.w3.org/2000/svg\"><path fill=\"white\" fill-rule=\"evenodd\" d=\"M206 20H208V21H210V22H211V20H210V19H206Z\"/></svg>","mask_w":264,"mask_h":264}]
</instances>
